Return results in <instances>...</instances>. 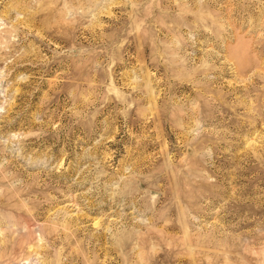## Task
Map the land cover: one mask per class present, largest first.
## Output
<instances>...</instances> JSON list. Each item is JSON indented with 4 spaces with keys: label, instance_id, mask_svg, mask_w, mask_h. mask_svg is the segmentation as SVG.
Here are the masks:
<instances>
[{
    "label": "rangeland",
    "instance_id": "1",
    "mask_svg": "<svg viewBox=\"0 0 264 264\" xmlns=\"http://www.w3.org/2000/svg\"><path fill=\"white\" fill-rule=\"evenodd\" d=\"M0 264H264V0H0Z\"/></svg>",
    "mask_w": 264,
    "mask_h": 264
}]
</instances>
